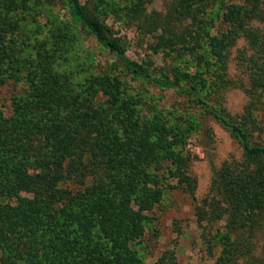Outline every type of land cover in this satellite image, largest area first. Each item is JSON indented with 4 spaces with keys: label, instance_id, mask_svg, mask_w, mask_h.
Listing matches in <instances>:
<instances>
[{
    "label": "trees",
    "instance_id": "16d2710c",
    "mask_svg": "<svg viewBox=\"0 0 264 264\" xmlns=\"http://www.w3.org/2000/svg\"><path fill=\"white\" fill-rule=\"evenodd\" d=\"M151 1L62 0L63 20L50 4L0 0V87L15 88L7 114L0 103V264H141L135 244L165 192L194 198L187 144L208 118L240 155L194 205L217 247L207 264H264L262 0ZM107 18L146 37L140 60ZM76 25L112 56L105 70L84 66ZM128 79L179 100L151 103ZM230 88L245 95L240 111L224 106ZM173 259L164 250L155 264Z\"/></svg>",
    "mask_w": 264,
    "mask_h": 264
},
{
    "label": "rangeland",
    "instance_id": "374dc122",
    "mask_svg": "<svg viewBox=\"0 0 264 264\" xmlns=\"http://www.w3.org/2000/svg\"><path fill=\"white\" fill-rule=\"evenodd\" d=\"M40 4H50L51 12L59 19L68 20L62 0H37ZM90 3L91 0H81ZM173 0H152L147 4V9L163 11ZM264 8V0H262ZM41 18L42 15H41ZM43 20V19H41ZM107 23L118 29L128 41L126 54L136 60H140L144 54V42L146 37L139 35L133 28L118 27L117 23L107 18ZM77 51L80 59L85 61L84 66L96 72L105 70L112 56L101 49L93 37L76 25ZM242 41L237 42L240 47ZM234 54V49L230 55ZM159 62L157 55H153ZM230 73L234 72V63L229 62ZM133 90H144L150 96L148 101L157 105H169L179 100L172 90H160L148 83L138 80H129ZM15 91L14 86L7 84L0 87V103L5 114L8 113L9 97ZM245 102V95L240 88H230L225 91L224 106L230 112L240 111ZM206 130H200L193 134L187 144V149L194 155L189 171L196 177L194 198H191L180 189L167 190L160 201L151 211L154 216L152 228H146L143 236L135 247L141 256V264H155L157 257L164 250H172L174 259L171 264H207L213 261L217 253V247L211 242H206L202 236V229L196 222L194 205L201 203V199L209 200L212 191L210 181L215 169L224 159L238 158L240 149L232 137L214 120L208 118L205 122ZM223 220L216 223L221 225ZM154 227V228H153ZM208 227V225L206 226ZM156 230V234H154ZM260 245V235L256 240ZM257 246V247H258ZM243 264V263H241Z\"/></svg>",
    "mask_w": 264,
    "mask_h": 264
}]
</instances>
